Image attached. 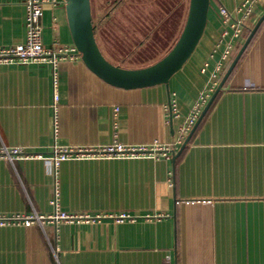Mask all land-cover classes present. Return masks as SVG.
<instances>
[{"label": "crops", "instance_id": "obj_1", "mask_svg": "<svg viewBox=\"0 0 264 264\" xmlns=\"http://www.w3.org/2000/svg\"><path fill=\"white\" fill-rule=\"evenodd\" d=\"M40 1L44 46L65 48L55 67L57 128L53 66L0 63V148L47 155L54 144L120 141L169 144L175 152L81 156L61 160L55 172L41 157L0 155V264H264V20L177 153L188 135L180 126L199 95L207 92L208 101L220 80L212 86L210 72L224 47L210 56L223 29L219 7L234 11L246 0H210L197 45L167 84L130 89L103 81L81 60L64 0ZM93 1L99 49L127 68L151 64L170 49L189 4L121 0L105 18L116 0H99L95 21ZM248 1L252 12L236 44L264 13V0ZM25 2L0 0V46L25 40ZM172 97L177 116L169 111ZM55 193L61 210L100 217L29 225L11 219L50 214ZM122 213L134 218L112 217Z\"/></svg>", "mask_w": 264, "mask_h": 264}, {"label": "built area", "instance_id": "obj_2", "mask_svg": "<svg viewBox=\"0 0 264 264\" xmlns=\"http://www.w3.org/2000/svg\"><path fill=\"white\" fill-rule=\"evenodd\" d=\"M253 3L251 1H244L238 6H236L234 11H229L226 7H219V14L221 15V21L223 24V29L220 32L219 38L214 45V48L210 52V56L213 57L215 53L220 49V46L224 47L220 49L215 60V65L210 72V80H212V86L216 85L219 77L230 60L237 43V38L240 37L241 32L245 26L248 25L249 17L252 12ZM264 7V3H263ZM26 16V35L23 42H18L10 46H0V63L4 62H48L53 67V118H54V129L56 131L57 122H56V102L58 99L56 92V71L55 67L57 61L60 60L65 52V48L52 49L44 46L42 42V28L39 23V18L42 13L41 1L40 0H26L25 2ZM207 63H204V66L201 68V71L206 69ZM209 88L208 91H210ZM207 92H202L199 95V98L193 107L191 113L186 117L184 123L179 128V133L181 135H187L191 130L193 124L195 123L198 115L200 114L201 108L207 101ZM169 111L175 114L176 104L174 97L169 100ZM118 106L113 108V118H117ZM179 141V140H178ZM174 146L169 144H125L120 141H114L111 144L107 145H97V146H72V147H63L54 144L53 148L47 155H43L38 152H30L24 150L22 147H10L5 146L0 148V155L4 156L9 160L15 158H24L37 156L41 157L47 166H50L55 172L59 162L65 159H74L81 156H107V157H155L159 155H169L174 154ZM57 194L55 193L52 198L49 200V204L52 206V212L47 215L32 213L24 216H13L11 219L21 221L26 225H29L33 222L38 224L45 223L46 221L53 224L59 222H76L83 219H93L99 218V215L89 216L86 214H76L66 212L61 210L57 200ZM112 217L117 220L124 219H133V216L128 214H118L113 215ZM3 222V219L0 218V223Z\"/></svg>", "mask_w": 264, "mask_h": 264}, {"label": "water", "instance_id": "obj_3", "mask_svg": "<svg viewBox=\"0 0 264 264\" xmlns=\"http://www.w3.org/2000/svg\"><path fill=\"white\" fill-rule=\"evenodd\" d=\"M64 1L71 39L80 54L81 60L103 81L125 89L167 84L169 78L183 65L197 45L206 24L210 2V0H189L183 27L170 49L151 64L137 68H127L115 65L107 60L99 49L93 29L90 0ZM263 20L264 13L249 30L234 54L177 153H180L189 140Z\"/></svg>", "mask_w": 264, "mask_h": 264}, {"label": "trees", "instance_id": "obj_4", "mask_svg": "<svg viewBox=\"0 0 264 264\" xmlns=\"http://www.w3.org/2000/svg\"><path fill=\"white\" fill-rule=\"evenodd\" d=\"M120 2H121V0H116V1L112 4V6L110 7V9H109V10L107 11V13L105 14V18H106L107 16H109L110 12H111L112 10H114V9L118 6V4H120ZM105 18H103V19H105ZM93 29H94V32H95V25H94V24H93ZM254 35H255V33H254ZM254 35H253V36H254ZM253 36H252V38H253ZM252 38L250 39V41L252 40ZM250 41H249V43H250ZM249 43H248V44H249ZM240 45H241V44H237V45H236V48H235V50H234V52H233V54H232L230 60L228 61L227 65L225 66L224 70L222 71V73H221L219 79H220L221 76L223 75L224 71L226 70L228 64L230 63L231 59L233 58L234 54L236 53V51L238 50V48L240 47ZM247 46H248V45H247ZM243 53H244V52H243ZM243 53H242V55H243ZM242 55H241V56H242ZM240 58H241V57H240ZM237 63H238V62H237ZM234 68H235V67H234ZM219 91H220V90H219ZM212 102H213V100H212ZM211 105H212V103L210 104L209 108L211 107ZM209 108H208V109H209ZM208 109H207V110H208ZM205 114H206V113H205ZM203 117H204V116H203Z\"/></svg>", "mask_w": 264, "mask_h": 264}, {"label": "rangeland", "instance_id": "obj_5", "mask_svg": "<svg viewBox=\"0 0 264 264\" xmlns=\"http://www.w3.org/2000/svg\"><path fill=\"white\" fill-rule=\"evenodd\" d=\"M100 5H102L101 3H100V1L99 0H94L93 1V14H94V16H95V21L97 20L96 19V13H97V10L99 9V7H100ZM107 6V7H106ZM109 6H110V4H108V3H106L105 5H103V7H106L105 8V10H107L108 8H109ZM113 63V62H112ZM117 65V64H116Z\"/></svg>", "mask_w": 264, "mask_h": 264}]
</instances>
